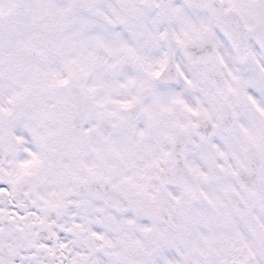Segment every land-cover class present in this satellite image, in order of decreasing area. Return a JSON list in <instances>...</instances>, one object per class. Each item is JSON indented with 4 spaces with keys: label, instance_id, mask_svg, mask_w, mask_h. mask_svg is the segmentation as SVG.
Returning a JSON list of instances; mask_svg holds the SVG:
<instances>
[{
    "label": "snow or ice",
    "instance_id": "6c2138e0",
    "mask_svg": "<svg viewBox=\"0 0 264 264\" xmlns=\"http://www.w3.org/2000/svg\"><path fill=\"white\" fill-rule=\"evenodd\" d=\"M0 264H264V0H0Z\"/></svg>",
    "mask_w": 264,
    "mask_h": 264
}]
</instances>
